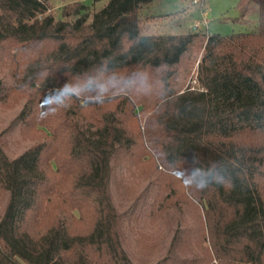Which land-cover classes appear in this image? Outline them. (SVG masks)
Here are the masks:
<instances>
[{"label":"trees","instance_id":"16d2710c","mask_svg":"<svg viewBox=\"0 0 264 264\" xmlns=\"http://www.w3.org/2000/svg\"><path fill=\"white\" fill-rule=\"evenodd\" d=\"M97 1L0 0V101L25 99L34 139L13 158L0 141V264H133L125 233L147 205L179 220L154 264H264V0H236L233 20L255 21L227 34L147 33L152 0ZM192 242L202 255H183Z\"/></svg>","mask_w":264,"mask_h":264},{"label":"rangeland","instance_id":"374dc122","mask_svg":"<svg viewBox=\"0 0 264 264\" xmlns=\"http://www.w3.org/2000/svg\"><path fill=\"white\" fill-rule=\"evenodd\" d=\"M81 1L87 5L93 3V0ZM104 1L99 0L92 7L97 8ZM63 2L65 0H52L51 11L59 15L60 6ZM235 4L236 0H205L203 10H201L198 6L190 4V0H152L148 8L141 12L142 29L147 33H177L188 30L197 20L205 19L206 26L200 24L199 28L210 33L227 34L245 31L253 25L255 14H250L248 21L245 23L234 21L233 18L238 13ZM201 53L202 50L195 55L196 61L188 76L183 80L184 85L194 83L195 68ZM5 77L7 78V74L4 73L0 66V78L4 79ZM24 100V98H19L12 102L0 101V141L3 150L10 158L19 155L34 142V139L15 121V117L22 108ZM118 173L123 174L125 180L131 186H134V193L136 194H140L143 188L150 185L148 180L144 179L133 168L129 170L119 167ZM110 190L112 200L119 210L126 208L129 205L128 203H132L131 199L120 201L122 199L119 197L114 181H111ZM136 198L139 197L137 196ZM183 206L184 216L182 219L184 223L194 225L195 220H197V210L191 206L189 208L185 205ZM147 208L148 205L141 211H133V214L137 213L138 217L131 220V226L127 228L125 233L123 245L133 264H154L165 255L170 254L169 258L172 255V253H169V247L179 221L177 210L168 212L165 216L152 217L149 215ZM180 222L182 223L181 219ZM205 245L206 242H202L200 245L192 242L191 249L190 247L185 248L183 255L188 257L194 254L202 255Z\"/></svg>","mask_w":264,"mask_h":264},{"label":"built area","instance_id":"2783aa9c","mask_svg":"<svg viewBox=\"0 0 264 264\" xmlns=\"http://www.w3.org/2000/svg\"><path fill=\"white\" fill-rule=\"evenodd\" d=\"M205 0H190V4L198 6L201 10H203ZM200 24H204L206 26V20L202 19L201 21H196L193 26L191 27L192 29H198Z\"/></svg>","mask_w":264,"mask_h":264}]
</instances>
